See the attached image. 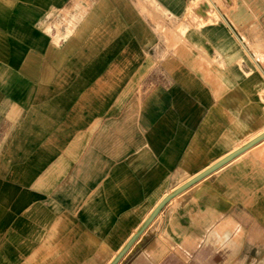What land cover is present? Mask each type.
I'll use <instances>...</instances> for the list:
<instances>
[{
  "label": "crops",
  "instance_id": "crops-1",
  "mask_svg": "<svg viewBox=\"0 0 264 264\" xmlns=\"http://www.w3.org/2000/svg\"><path fill=\"white\" fill-rule=\"evenodd\" d=\"M193 2L0 0V264H111L264 132V0ZM115 264H264V138Z\"/></svg>",
  "mask_w": 264,
  "mask_h": 264
},
{
  "label": "water",
  "instance_id": "water-1",
  "mask_svg": "<svg viewBox=\"0 0 264 264\" xmlns=\"http://www.w3.org/2000/svg\"><path fill=\"white\" fill-rule=\"evenodd\" d=\"M207 7H208L207 4H203L201 6V8H200V12L202 14H205V11L204 10ZM263 138H264V132L262 134L256 136L255 138L251 139L245 145H242V146L238 147L237 149L233 150L232 152L228 153L227 155H225L224 157H222L221 159H219L217 162L213 163L211 166H209L208 168H206L205 170L201 171L200 173H198L197 175H195L193 178H191L190 180H188L186 183H184V185L180 186L175 191H173L172 193H170L169 195H167L158 204V206L154 209V211L152 212L151 216L146 220V222L143 224V226L133 235V237L129 240V242L127 243V245L117 254V256L115 257V259L112 261L111 264H115L124 255V253L127 251V249L132 244V242L140 235V233H142V231L144 230V228L159 213V211L161 210V208L164 206V204L168 200H170L173 196L177 195L182 190L188 188L190 185L194 184L198 180L202 179L206 175H208L211 172L215 171L216 169L222 167L223 165H225L226 163H228L229 161H231L232 159H234L236 156L240 155L242 152H244L245 150H247L251 146H253L256 143H258L259 141H261Z\"/></svg>",
  "mask_w": 264,
  "mask_h": 264
},
{
  "label": "rangeland",
  "instance_id": "rangeland-1",
  "mask_svg": "<svg viewBox=\"0 0 264 264\" xmlns=\"http://www.w3.org/2000/svg\"><path fill=\"white\" fill-rule=\"evenodd\" d=\"M221 2V0H194L193 4L192 5H196L195 6V10L194 12L192 13V19L194 21H198V20H202L203 18H206L208 17L209 15V12L211 11V9L213 8V5L216 3V2ZM207 4L208 7L204 10L205 11V14L202 16V13L200 12V8L203 4ZM211 3V4H210ZM208 12H207V11ZM207 12V14H206ZM206 15V16H205Z\"/></svg>",
  "mask_w": 264,
  "mask_h": 264
},
{
  "label": "bare ground",
  "instance_id": "bare-ground-1",
  "mask_svg": "<svg viewBox=\"0 0 264 264\" xmlns=\"http://www.w3.org/2000/svg\"><path fill=\"white\" fill-rule=\"evenodd\" d=\"M202 4H203V3H202ZM210 4H211V3H210ZM206 11H207V10H206ZM207 12H208V11H207ZM207 12H206V14H207ZM203 15H204V14H202V16H203ZM205 16H206V15H205ZM255 135H256V134H255ZM248 141H249V140H248ZM242 145H243V144H242ZM221 156L224 157L223 154H222ZM218 158H219V157H218ZM205 169H206V168H205ZM203 170H204V169H203ZM203 170H201V171H203ZM201 171H199V172H201ZM199 172H198V173H199ZM198 173H196L195 175H197ZM176 188H177V187H176ZM176 188H175V189H176Z\"/></svg>",
  "mask_w": 264,
  "mask_h": 264
}]
</instances>
